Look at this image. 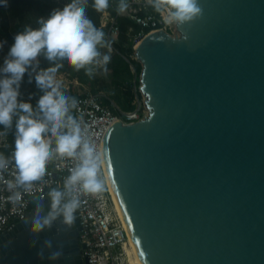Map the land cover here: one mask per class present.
Segmentation results:
<instances>
[{
    "label": "water",
    "instance_id": "95a60500",
    "mask_svg": "<svg viewBox=\"0 0 264 264\" xmlns=\"http://www.w3.org/2000/svg\"><path fill=\"white\" fill-rule=\"evenodd\" d=\"M182 11L134 47L149 113L109 128L112 187L145 264H264V0ZM58 192L0 234V264H83Z\"/></svg>",
    "mask_w": 264,
    "mask_h": 264
},
{
    "label": "built area",
    "instance_id": "2783aa9c",
    "mask_svg": "<svg viewBox=\"0 0 264 264\" xmlns=\"http://www.w3.org/2000/svg\"><path fill=\"white\" fill-rule=\"evenodd\" d=\"M182 1L179 0L181 8ZM115 4L116 0H112L111 8L103 11L99 25L106 30L110 48H114L112 37L120 32L121 12L140 26L129 37L133 47L153 31L179 33L180 16L172 0H119L117 9ZM149 5L157 9L151 10ZM165 12L169 14L165 16ZM134 91L139 104L134 100L135 108L129 111L112 101L106 104L100 93L74 98L71 106L75 119L67 135L57 142L41 144L35 154L25 152L20 136L9 137L0 130V234L13 230L17 220L25 219L34 198L43 200L58 186L59 192H63L61 200L69 204L71 224L74 225V215L79 218L83 264H130L127 256L130 234L110 192L104 140L114 122L121 120L127 124L141 119L142 102L138 96L144 93L137 86ZM143 103L146 111L145 100ZM11 138L17 142L15 146L9 143ZM59 192L52 196H60Z\"/></svg>",
    "mask_w": 264,
    "mask_h": 264
},
{
    "label": "trees",
    "instance_id": "16d2710c",
    "mask_svg": "<svg viewBox=\"0 0 264 264\" xmlns=\"http://www.w3.org/2000/svg\"><path fill=\"white\" fill-rule=\"evenodd\" d=\"M172 1L174 9L182 12L179 0ZM111 2L112 0H0V41L6 39L16 53L10 62V72L5 77L14 93L23 97H40L44 100L48 98L50 102L47 105L50 109L59 103L53 97L61 99L60 104H69L72 110L71 114L64 115V120L69 126L75 119L71 101L85 93L109 91V83L125 84L126 90L123 97L113 94L108 98L102 96L104 102L111 104V100L115 98L121 105L120 108L133 110V86L140 82L142 64L134 58L135 49L129 37L136 33L140 26L125 12L119 13L120 32L112 37L117 52L111 55L105 66L97 70L86 62L91 63L86 56L89 50L100 42L91 36H84L81 42L70 41L62 37L58 28L50 22L51 18L57 17L84 27L98 28L103 11L111 8ZM118 7L119 0H116L114 9ZM149 8L157 9L153 5H149ZM116 12L114 10V13ZM167 14L165 12V16ZM59 72H66L70 80H77V84H71L68 90L50 94L49 81ZM85 87L88 91L84 90ZM0 106H6L4 90H0ZM14 106L25 115L18 119L13 117L11 123L10 119L0 118V130L9 137L20 136L25 142L26 153L35 154L43 137L47 136L51 142L59 141L60 138L54 133L49 118L41 120L32 117L26 108L17 104ZM25 116H29V119ZM9 143L13 146L17 144L12 138Z\"/></svg>",
    "mask_w": 264,
    "mask_h": 264
},
{
    "label": "rangeland",
    "instance_id": "374dc122",
    "mask_svg": "<svg viewBox=\"0 0 264 264\" xmlns=\"http://www.w3.org/2000/svg\"><path fill=\"white\" fill-rule=\"evenodd\" d=\"M166 7L170 9L171 5L167 4ZM182 12H178L177 15L181 16ZM50 22L53 26H56L58 28L60 35H62V37L68 38L70 41L78 40L81 42L84 36H91V37L96 38V40L100 42L99 45L92 47L86 56L87 60L89 59L91 63H89L88 61L86 62L88 64H92V66L96 67L97 70H100L102 68L101 66H105V64H107L110 61L111 55L114 52H117L115 48H110V45H109V42L106 36V30L104 28H99V27L97 29L88 28V27H84V26H81L75 23H70L66 20H63L57 17L51 18ZM174 35H176V33ZM15 55L16 53L12 49L11 45L6 41V39H2L0 41V90H4L6 106L5 108L0 106V118L7 119V120L10 119V123H11V121L13 120V117L18 119L21 116H24L25 113L15 109L14 105L17 104L19 106H22L23 108H26L30 112V115L32 117H38L41 120H45V118H49L51 120V126L54 129V133L59 138L64 137L69 128L68 122L64 120L65 119L64 115L67 113L69 114L72 113L70 105L69 104L62 105L60 104L61 99L59 98L56 99V97H53L54 100L59 103L52 106L50 109V107L47 105L50 102L48 98L44 100L40 97H23L22 95L18 93H14L13 88L10 87L5 77H7L8 72H10V68H11L10 62L13 61V59L15 58L14 57ZM86 57H85V60H86ZM134 58H136L135 55H134ZM131 68L133 69L132 66ZM135 81L136 79L133 80L134 83ZM71 84H77V82L75 80L71 81L66 72H59L58 74L55 75L53 79H51V81H49V86H50L49 92H51L50 94H56L62 90H68ZM109 88H110L109 91H100L99 93L107 98L111 94H113V96L122 95L123 97V93L126 90L125 89L126 85L125 84L118 85V84L109 83ZM134 88H135V84L133 86V90ZM137 89H140V82L139 84L137 83ZM84 90L88 91V88L85 87ZM138 97L142 102L141 103L142 113H143V115L141 116V119H142L146 115H148L149 110L146 107L147 110L145 111V105L143 103V100H146L145 94H140ZM111 101L117 104L118 106L120 105L115 100V98H113V100ZM135 102H136V105L139 104L136 98H135ZM25 118L29 119V116H25ZM22 142L23 144H25L23 140ZM46 142H49L47 136L41 139L40 144H43Z\"/></svg>",
    "mask_w": 264,
    "mask_h": 264
},
{
    "label": "bare ground",
    "instance_id": "6f19581e",
    "mask_svg": "<svg viewBox=\"0 0 264 264\" xmlns=\"http://www.w3.org/2000/svg\"><path fill=\"white\" fill-rule=\"evenodd\" d=\"M105 168H106V171L108 173L107 166H105ZM108 176H109V174H108ZM109 186H110V192L112 194V198L114 200L116 209H117L119 215L121 216V218L123 219V221L125 222L124 212H123V210H122V208L120 206L118 198H117V196L115 194V191H114V189L112 187V182L110 180V177H109ZM125 224H126V222H125ZM126 226H127V224H126ZM127 228H128V226H127ZM128 231H129V234H130V243H131V246L127 247V256H128L129 263L130 264H145L143 259H142V257H141V255H140V253H139V251H138V249H137V247H136V244H135V242L133 240V237H132V235L130 233L129 228H128Z\"/></svg>",
    "mask_w": 264,
    "mask_h": 264
},
{
    "label": "flooded vegetation",
    "instance_id": "af4514ba",
    "mask_svg": "<svg viewBox=\"0 0 264 264\" xmlns=\"http://www.w3.org/2000/svg\"><path fill=\"white\" fill-rule=\"evenodd\" d=\"M58 208L61 210L63 208V205L61 203H59Z\"/></svg>",
    "mask_w": 264,
    "mask_h": 264
},
{
    "label": "crops",
    "instance_id": "0c3cea01",
    "mask_svg": "<svg viewBox=\"0 0 264 264\" xmlns=\"http://www.w3.org/2000/svg\"><path fill=\"white\" fill-rule=\"evenodd\" d=\"M95 29V28H94ZM97 29V28H96ZM72 81V80H71ZM77 82V80H75ZM26 147V146H25Z\"/></svg>",
    "mask_w": 264,
    "mask_h": 264
}]
</instances>
